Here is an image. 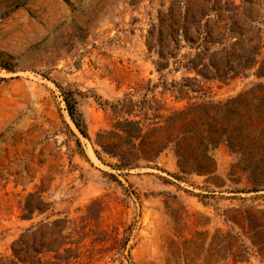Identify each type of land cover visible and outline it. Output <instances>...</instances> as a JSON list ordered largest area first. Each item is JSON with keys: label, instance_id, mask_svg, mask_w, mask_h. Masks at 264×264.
<instances>
[{"label": "rangeland", "instance_id": "1", "mask_svg": "<svg viewBox=\"0 0 264 264\" xmlns=\"http://www.w3.org/2000/svg\"><path fill=\"white\" fill-rule=\"evenodd\" d=\"M180 1L190 6L189 21L207 12L202 34L193 43L182 32L173 54L165 49L161 58L159 41L171 9L180 18ZM234 1L242 3L0 0V260L28 228L68 219L74 239L90 236L81 258L62 264H121V251H106L117 234L130 238L125 264H264V227H256L264 224V190L245 192L253 184L233 168L239 158L226 142L180 141L190 166L211 165V173L183 172L173 143L185 128L208 135L230 123L229 100L264 79L257 9L248 7L246 17L207 11ZM212 60L257 64L226 81L189 68ZM185 79L201 80L203 92H191L197 99L164 88ZM63 89L80 93L88 137L71 119ZM129 120L144 127L137 140L127 133ZM36 192L46 210L23 219ZM106 234V246L91 245Z\"/></svg>", "mask_w": 264, "mask_h": 264}, {"label": "trees", "instance_id": "2", "mask_svg": "<svg viewBox=\"0 0 264 264\" xmlns=\"http://www.w3.org/2000/svg\"><path fill=\"white\" fill-rule=\"evenodd\" d=\"M221 7L213 5L208 7L207 11L223 12L226 9H233V13L237 16L245 15L248 7L249 10L257 9L256 19L264 24V0H242L240 5L234 3H226ZM259 6V7H257ZM178 9L181 11L180 18H177L173 9L169 12V18L167 23V33L160 39V54L161 58H164V50L166 49L168 54L172 53V47L176 49L180 43V36L183 34L188 41L193 43L198 42L199 35H201V27L203 15L207 12H202L200 20L189 21L187 14L190 11V6L185 1L178 3ZM184 12L186 14H184ZM191 28H195L193 35ZM261 30V29H260ZM183 32V33H182ZM182 33V34H181ZM153 35V34H152ZM160 35L162 32L160 31ZM244 33L240 32L239 36L242 37ZM153 47V45H150ZM262 47L259 45L254 50L253 54H257V51H261ZM246 56H241L239 59L243 60ZM257 61L253 63H240L238 65H218L215 61H211L209 64H205L203 68H199V65L193 63L190 69L195 70L198 74L205 78H219L221 81H226L229 76L231 78L238 77L248 69L254 67ZM165 65L159 64V69ZM260 76H264V66L261 67ZM211 80V79H207ZM216 80V79H214ZM164 88L170 91L176 98L193 100L198 96H191V92L199 93L203 92V86L200 79H185L182 82H174L167 85L164 83ZM77 91L71 89H63V95L67 105V109L71 119L78 128V130L88 137V131L83 114L80 112L78 103L79 100ZM231 107L228 109V113L233 116L232 120L228 124L222 125L221 128L211 131L208 135L195 127L185 128L174 139V149L179 157V166L183 172L187 169L197 170L199 172L211 173V165H194L190 166V155L188 150L181 146L180 141L193 138H201L206 140L209 144L216 145L217 143L224 141L228 144L233 153H235L239 161L233 166V168H241L247 172L253 186L247 189L245 192H260L264 190V79L256 82L246 92L240 94L236 98L229 100ZM125 125L133 126L134 131L127 130V133L131 139H139L142 136L144 127L141 121L129 120L125 122ZM172 142V140H168ZM168 142L157 151H162L167 147ZM179 176V175H176ZM45 201L39 195V193H31L23 206V219H32L35 212L43 213L46 210ZM95 205H99L95 202ZM92 208L89 209L91 212ZM248 217L250 213L246 211ZM89 218L95 219L94 213L89 215ZM71 222L68 219H56L41 221L32 228H28L21 236L12 244V255L10 257H3L0 260V264H62L77 261L82 256V247L86 246L85 239L90 236L74 239L75 228L70 226ZM256 227H264V224L256 225ZM111 240L107 234L93 238L91 245L96 243L108 244ZM113 245L106 247V251L117 250L121 251V264H125V260H131V253L127 254L128 244L130 242L129 236L124 237L121 241L118 239V234L114 237ZM104 248L101 249L103 251ZM94 249H92L93 251ZM93 257L91 252L90 258ZM261 261H263L261 259Z\"/></svg>", "mask_w": 264, "mask_h": 264}]
</instances>
